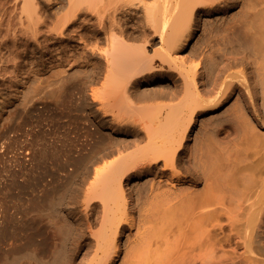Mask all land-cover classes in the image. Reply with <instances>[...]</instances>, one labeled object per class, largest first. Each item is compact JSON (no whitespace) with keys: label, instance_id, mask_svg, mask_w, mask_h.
<instances>
[{"label":"bare ground","instance_id":"6f19581e","mask_svg":"<svg viewBox=\"0 0 264 264\" xmlns=\"http://www.w3.org/2000/svg\"><path fill=\"white\" fill-rule=\"evenodd\" d=\"M25 2L29 4L30 0ZM26 6L23 12L28 24L23 23L25 20L22 24L27 29L33 26V21L36 23V18L34 9ZM57 9L60 16L49 36L62 37L64 43L80 40L84 53L93 56L94 80L102 83L100 94L94 95L93 100L100 105L98 117L102 123L111 119L112 126L121 130L132 125L133 132L130 137L110 141L108 148L103 149L106 139L102 126L85 111L66 123L62 117L58 119L49 113L48 131L32 136L30 150L26 152L31 229L23 238L16 232L12 235L1 230L0 264H45L50 248L58 249L66 244L67 236L61 234L63 229L49 231L38 207L41 211L46 202L51 206L48 200L52 187L69 180L92 154L96 169L94 174L89 169L84 178V185L90 184L83 191L81 203L89 223L88 246L94 248L95 257L85 264L118 260L119 243L126 230L121 223L129 222V216L137 222L136 212L141 211L131 181L141 173L158 169L162 175L170 174L178 184H192L176 191L175 200L179 199L177 207H180L177 218L180 226H184V236L163 264H264V135L258 133L264 129V0H63ZM218 9L238 10L224 28L218 29L225 33L226 46L212 52L210 59L205 52L202 61L186 69L187 86L183 93L140 94L137 86L147 76L154 75L156 65L165 68L173 51L179 53L191 44L202 17ZM13 14L10 11L8 16V42L15 36ZM1 26L2 21L0 29ZM32 31L36 34L34 28ZM101 36L105 39L104 48L99 47ZM215 37L212 34L206 48L214 47L211 44ZM61 45L57 56L64 59L69 46ZM157 45L161 48L157 49ZM74 51L76 47L69 53ZM188 60L189 57L182 62ZM235 93L240 99L248 98L246 106L239 107L231 125L215 129L198 152L191 150L192 158L182 165L191 140L188 137L197 123L194 119L203 114L197 110L206 107L204 102L216 108L221 99L224 103ZM178 99L182 103L175 105ZM61 104L56 110L85 108L82 99L76 107L70 102ZM182 113L187 114L185 121ZM17 166L20 170L24 168L22 164ZM6 168L3 171L11 174ZM199 181L205 183L204 191L195 196L188 194L197 188ZM6 212L0 211L2 218L14 222L15 216ZM109 213L115 216L108 219ZM97 224L104 231L90 232ZM62 255L67 263L66 251Z\"/></svg>","mask_w":264,"mask_h":264},{"label":"rangeland","instance_id":"374dc122","mask_svg":"<svg viewBox=\"0 0 264 264\" xmlns=\"http://www.w3.org/2000/svg\"><path fill=\"white\" fill-rule=\"evenodd\" d=\"M26 2L25 0H0V20L3 25L1 26V29L2 27L3 29H0V177L4 179L0 178V184L3 183L0 185V189H4L0 190V211H5V213L8 211L15 216L14 222H11L10 218L6 221L5 218H2L3 215H0V233L5 229L4 231H9L12 235L16 232V234L20 235V238L29 234L31 229L28 215L30 199L28 190L29 157L26 152L28 153V150H30L32 136H41L48 131L46 116L49 113L52 112V115L55 114L54 116L58 119L62 117V122L66 123L85 111L92 120L94 119L93 121L97 120L96 122L99 126L100 124L102 126V132L105 134L106 139L103 149L108 148L110 141L127 136L130 137L133 132L132 125L126 130H121L112 126L111 119L102 123V118L98 117L100 113L97 111L100 110V105L93 103V100L97 93L101 92L102 83L94 80L96 70L93 66V56L84 53L83 43L80 40H69L64 43L62 37L49 36V31L54 27L53 23L60 16L57 8L63 4V0H30L29 4ZM26 5H30L31 7H28L34 9L33 15L36 18V23L34 21L33 24L31 23V26L35 25V27L29 26L32 28L31 30L28 26L26 29L24 24H22L23 20H25L23 23L27 22L26 24H28L27 19H25L27 17H25L23 12V7H27ZM10 11H14L13 33L15 34L13 35L15 36L11 38L13 41L10 40L8 42L6 37ZM237 13V9H218L208 13L206 16L204 15L200 20L201 26L191 44L179 53L173 51L171 61L166 63L165 68H163V65L157 64L156 69L152 73L154 75L151 77L147 76L146 80L137 86L138 92L143 95L157 94L167 96L183 93L187 86L185 75L188 73L186 69L202 61L205 52L206 54L208 53L206 58L209 56L208 58L210 59L212 52H216L219 48L226 46L223 40L225 33L218 29L224 28L223 26ZM95 23L98 24V22ZM24 28L29 30L28 32L31 31L30 34ZM33 28L38 33L35 31L34 33L36 34H33ZM212 34L217 35V37L213 38L211 44L214 47L206 48V43H209ZM48 38L50 41L47 40ZM101 38L103 40L99 47L104 48L105 39L102 36ZM220 39H222L221 42ZM52 42L55 43L53 44ZM62 43L69 46L64 59L57 56V50L59 46H63L61 45ZM73 47H76V51L70 54L69 51ZM155 47L157 49L161 48L160 45ZM53 51L54 53L52 54ZM151 53L153 52L151 51ZM186 57H189V62L184 64L182 60L185 61ZM209 59H205L206 63H209ZM80 99L85 104V108L82 111L81 108L56 110L57 107H62L61 103L63 102L74 103V107H76V103ZM100 99H103V97ZM247 99L246 96L240 99L235 93L232 97L225 100L224 103H222L223 99H221L216 103V108L204 102L206 107L197 110L202 111L203 114L194 119L197 123L193 121V126L195 125V127L192 130V136L190 134V137H188L191 140L188 146V153L183 157L182 165L188 164L192 158L190 151L198 152L215 129L232 124V119L237 115L239 107L246 106ZM181 100L174 101L175 105L177 103L178 105L179 103L181 104ZM168 102L163 101L165 104ZM160 103L161 105L163 104L162 102ZM170 104L173 105L174 103ZM186 115V113L181 114L183 121L186 120ZM189 131L190 128L186 135H189ZM258 133L264 135V129H259ZM259 140H263V138L259 136ZM93 155L89 156L83 165L76 168L75 173L69 180L56 183L52 189L50 188V199L48 201L51 206L46 202V207H42L41 211L40 207H38L39 212H42V215L46 218V225L49 226V231L63 229L61 234L66 235L68 240L64 246H60L58 249L50 248L47 259L44 261L45 264H85L86 260L89 258L93 260L95 257L94 248L88 246L89 223L81 203L83 191L90 184L84 185V178L89 169H91L92 173L96 169V166L92 164ZM21 164L24 166L23 170H20V167L17 166ZM99 166L98 168H100ZM162 166L163 163L160 167ZM5 168L11 171L10 176L8 175L9 172L3 171ZM24 171H27V173ZM14 172H17V174H13ZM12 179L13 181L11 182ZM90 180L93 182V178ZM191 185L178 184L172 180L170 174L162 175L160 169L158 171H146L139 174L138 177H134L131 181V187L136 196L135 198H139L141 211L140 213L136 212L135 220L137 219V222H133L132 217L129 216L127 217L129 222L125 220L121 223V226L126 227L119 243L121 245V253L117 261L111 260L109 264H163L168 262L174 251L181 244L184 236V226H180L181 223L177 218L180 214V207H177L179 199L175 200L176 191L188 188ZM204 187L205 183L199 181L197 188H192L188 194L195 196V193L203 192ZM99 202L102 203L100 200ZM13 208L15 211H13ZM114 216V213H109L107 218L111 219ZM16 217H18V220ZM91 231L97 234L103 232L104 229L100 224H97L90 229ZM105 231L108 232L109 229ZM84 232L87 233V236H84ZM65 251L68 257L67 263L64 262L65 256L62 255V252ZM102 253L103 251L101 256ZM99 257H97V261L100 260Z\"/></svg>","mask_w":264,"mask_h":264}]
</instances>
